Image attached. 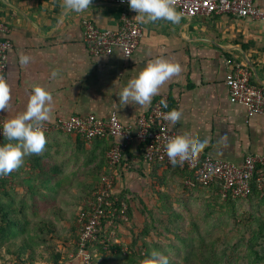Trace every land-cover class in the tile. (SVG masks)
Wrapping results in <instances>:
<instances>
[{"label":"crops","instance_id":"1","mask_svg":"<svg viewBox=\"0 0 264 264\" xmlns=\"http://www.w3.org/2000/svg\"><path fill=\"white\" fill-rule=\"evenodd\" d=\"M256 3L264 9V0ZM126 9L143 29L139 47L129 59L120 49L110 56H93L84 42L85 20H91L100 29L119 28L124 9L118 5L91 2L88 9L77 13L66 11L64 0H0V23L8 30L0 32V38L13 44L8 69L11 107L0 111V123L26 110L34 84L44 86L53 95L52 119L46 124L75 115L108 119L113 112H117L124 125L133 124L157 100L167 96L171 107L183 117L180 126H171L177 139H206L205 154L237 166L249 155L264 156V118L249 117L244 106L233 104L226 85L231 68L240 66L252 72L254 85L264 87V22L226 15H183L179 24L163 20L142 22L135 18L137 12ZM21 53L32 58L23 67L19 63ZM157 57L178 63L181 72L161 87L149 105L122 107L117 94L147 62ZM53 70H58L56 77L51 75ZM46 140L45 149L26 156L22 166L6 175V180L18 201L25 197L31 222L50 218L60 233L67 234L69 222L84 205L82 193L105 176L110 148L124 140L85 142L80 136L58 131L47 134ZM141 151L139 142L128 145L123 163L113 176L114 193L130 192L138 197L133 204L144 209L140 201L151 202L153 196L166 190L157 183L158 177L166 176L174 188L180 179L167 173L168 168L151 166L142 159ZM34 185L46 195V203H38L32 209L30 204L35 197L29 193ZM56 206L70 219H58L52 211ZM173 207L178 211L177 206ZM104 225L109 240L122 245L132 242L130 225L112 229L108 222ZM255 227L264 230V198L256 195ZM57 251L66 257L67 248L62 243ZM98 253V264L111 263L110 252ZM72 254L67 264H79L71 258Z\"/></svg>","mask_w":264,"mask_h":264},{"label":"built area","instance_id":"2","mask_svg":"<svg viewBox=\"0 0 264 264\" xmlns=\"http://www.w3.org/2000/svg\"><path fill=\"white\" fill-rule=\"evenodd\" d=\"M118 5L124 9L121 24L116 30L100 29L91 20H85L84 42L88 52L93 56H110L120 49L126 59L131 58L139 47L143 37L142 27L134 22L127 13V0H92ZM176 8L183 15L193 18L197 15L217 17L234 16L241 19H251L264 22V9L260 8L256 0H175ZM8 30L0 23V32ZM13 47L9 39L0 38V76L8 80L9 54ZM226 85L230 100L233 104L242 105L247 109L249 117L261 116L264 118V87L252 83V72L248 68L236 66L228 73ZM177 111L171 107L167 96L161 97L152 109L133 124L124 125L117 112H113L108 119L96 115L72 116L60 119L53 124H45V135L58 131L63 134L83 136L88 141L122 138L123 144L114 145L108 152L111 166L121 164L127 146L133 142L147 144L145 161L149 164L160 162L171 165L167 160L166 146L175 143L177 135L171 128L165 114ZM2 124V123H0ZM7 139L0 134V144ZM192 174L186 184L189 188L200 184L220 183L224 199H245L252 190V181L257 175L258 190L264 195V156L249 155L241 166L231 162L215 159L202 152L198 159L189 166L181 168ZM114 176H104L95 199L84 203L88 209L82 211L79 219L82 233L76 252L71 258L79 264H94L89 244L98 239V234L106 223L107 208L114 206ZM118 201V199H116ZM124 214L126 204H122ZM126 220V217H122ZM113 225V221L108 222ZM8 264H17L9 262Z\"/></svg>","mask_w":264,"mask_h":264},{"label":"trees","instance_id":"3","mask_svg":"<svg viewBox=\"0 0 264 264\" xmlns=\"http://www.w3.org/2000/svg\"><path fill=\"white\" fill-rule=\"evenodd\" d=\"M80 137L85 142H88L85 137ZM6 142L7 140L5 141V143ZM141 146V157L142 159H144L147 144L141 143ZM150 165L156 167L159 166L165 169L168 168L167 173L170 172L173 178L177 177L180 179L179 185L176 188H178L181 192V196L184 198L183 201H185L186 199L190 200L188 196L193 197L196 194L194 197L200 199L203 204L210 201H221L225 205L234 206L241 200H249L252 203H255V195L260 198H264V195L258 190L257 175L252 181V190L247 198L234 199L230 197L228 199H224L221 193L222 185L220 183H211L205 185L196 182L195 187L189 188L186 182L189 179H193L191 173L183 171L179 167L173 168L172 165L160 162L151 163ZM117 167L118 166H111L108 159L107 172L104 175L113 176L114 170H116ZM157 183H160V185H164L166 190L161 192L158 197L153 196V198H155V206L164 201L167 203V207H169L167 208L165 206H162V208L174 211L172 210L174 208L172 204L173 199L172 197H170L168 192L170 190H176L174 188L175 186L170 185L169 181H167L166 176L162 178L158 177ZM101 184L102 178L96 186H92L91 189H88V191H84V203H86V201L88 200L95 199L94 194L98 191ZM30 189V196L32 198L35 197V199L31 202L30 207H32L33 209L38 203L44 205L46 203V195L43 194L42 191H40L41 189L35 185L30 186ZM15 195L16 193L9 190L6 175L0 176V239L3 244L5 242H8L6 247V251L8 254L0 251V264H8L9 262H16L17 264H67V262L69 261V254L76 252L78 243L80 241L82 233V228L79 223L80 215L82 211L87 210L88 207L84 204L80 209L77 210L75 216L72 218V221L69 222L68 233L62 234L54 225L53 220L50 218H41L35 222H31L26 214V207L28 203L25 201V197L18 201L17 196ZM116 199H118V201H116ZM136 200H138V197H134L130 192H123L117 195L113 193L112 201L114 202V206L112 208H107V218L105 222L113 221L111 229L119 225L127 227L128 225H130L133 240L131 243L126 245L119 244V242L115 240H109V233L104 231L105 223H103V229L98 234V239L89 244V250L93 256L94 264H98V256L100 255L98 252H100L101 254L110 252L112 258L110 264H151V260L155 257H159L160 259H162L165 264H167V262L170 260L169 256H162V254H164L165 252V247L161 243L154 241L153 237L161 236V232L157 233L159 228L155 227L154 224L153 226H151L153 221L156 222V218L153 219L152 222H145L144 225L138 223L140 222V220L138 219L136 214L140 212L143 214L144 211L141 210V208H137V204H133L134 202H136ZM183 201L182 199L178 200L179 203H182ZM140 202L144 205V210L148 209L143 201ZM122 204L127 205V209L125 210L124 214H122ZM52 211L58 216V219L65 221L70 219L63 216L64 211L60 207L56 206ZM124 216L126 217V220L122 218ZM249 216L251 215H248V217ZM235 220L242 223L247 219L242 215L237 216L235 213ZM158 221L163 224V220L158 219ZM169 227L170 226L167 227L168 231H170ZM246 227H248L247 223ZM19 233L24 234V236L18 237ZM56 241L62 243V246L67 248L66 257L61 252H58L55 245H53V243ZM168 245L169 247L173 248L171 244ZM153 248H158L159 252H153ZM254 253L256 258H263L258 251H255ZM204 263L209 264L211 263V261L206 259Z\"/></svg>","mask_w":264,"mask_h":264},{"label":"clouds","instance_id":"4","mask_svg":"<svg viewBox=\"0 0 264 264\" xmlns=\"http://www.w3.org/2000/svg\"><path fill=\"white\" fill-rule=\"evenodd\" d=\"M92 0H64L66 11L83 12L89 8ZM130 9L137 12L135 18L142 22L168 21L179 24L183 13L179 12L175 0H127ZM31 56L19 54L20 65L26 66L31 62ZM181 72L178 63L163 57H157L147 62L141 71L128 80L127 84L117 94L119 104L139 105L143 108L149 105L161 87L173 76ZM52 77L58 75L53 70ZM12 89L8 80L0 76V111H7L11 107ZM53 95L44 86H31V95L26 110L0 124V134L9 141L0 144V176L8 175L20 168L24 158L32 154H39L47 143L44 126L52 119ZM165 119L172 127L182 124L183 117L175 110L165 114ZM207 147V140L189 141L187 137L177 139L175 143L166 146L168 162L173 168H183L192 165ZM151 264H165L159 257L151 260Z\"/></svg>","mask_w":264,"mask_h":264},{"label":"rangeland","instance_id":"5","mask_svg":"<svg viewBox=\"0 0 264 264\" xmlns=\"http://www.w3.org/2000/svg\"><path fill=\"white\" fill-rule=\"evenodd\" d=\"M86 188L85 186L84 190ZM175 189L168 193L178 211L162 208L167 207L164 201L155 206V198H152L151 202L145 203L149 205L148 209L141 208L144 213L137 215L141 225L156 218L151 226L154 224L158 227L157 233L161 232V236L153 238L165 247L162 256H169L167 264H205L206 259L211 261L209 264H264V230L259 231L255 227V203L241 200L234 206L225 205L221 201L203 204L200 199L194 198L196 194L188 196L190 200L183 201L181 192L178 188ZM83 196L84 193L81 200ZM179 199L183 202L179 203ZM235 213L246 217L248 227L244 221L241 223L235 220ZM158 219L163 220V224ZM167 225L170 226V231ZM23 236L24 234H18V237ZM7 244L8 242L3 244L0 239V251L7 253ZM59 244L58 241L53 243L56 248ZM153 249V252H159L158 248ZM255 251L263 258H256Z\"/></svg>","mask_w":264,"mask_h":264}]
</instances>
